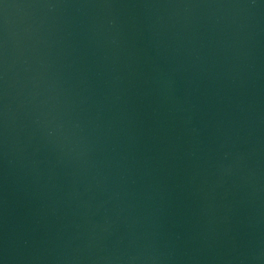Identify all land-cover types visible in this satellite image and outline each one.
I'll list each match as a JSON object with an SVG mask.
<instances>
[{
    "label": "water",
    "instance_id": "95a60500",
    "mask_svg": "<svg viewBox=\"0 0 264 264\" xmlns=\"http://www.w3.org/2000/svg\"><path fill=\"white\" fill-rule=\"evenodd\" d=\"M0 264H264V0H0Z\"/></svg>",
    "mask_w": 264,
    "mask_h": 264
}]
</instances>
